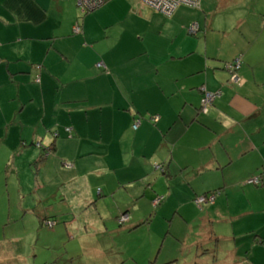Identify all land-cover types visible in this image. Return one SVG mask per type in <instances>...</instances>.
Segmentation results:
<instances>
[{
    "label": "crops",
    "instance_id": "crops-1",
    "mask_svg": "<svg viewBox=\"0 0 264 264\" xmlns=\"http://www.w3.org/2000/svg\"><path fill=\"white\" fill-rule=\"evenodd\" d=\"M76 1L0 0L1 167L13 175L17 172L14 159L5 153L17 156L22 148V155L32 150L26 161L35 167L37 187L52 181L60 157L58 172L66 175L69 197H76L77 190L86 197L85 202L65 205L72 213L98 216L100 199L118 193L121 200L112 205L115 216L127 213L129 218L125 226L113 230L119 234L141 222L134 218L141 197L149 199L143 204L145 210L166 198L164 208L172 223L166 237L174 256L182 244L172 240L184 244L191 232L198 240L194 252L202 263L264 264V97H254L251 88L237 92L221 70L223 61L238 54L242 55L240 75L245 78L251 79L255 68L264 69V40L262 48H252L260 45L264 19L257 40L236 37L242 48L222 57L219 51L208 52L214 33L211 24L201 36L202 18L194 15L201 7L180 6L166 18L140 5L131 15L143 24L147 17L154 31L140 26L125 45L104 49L96 25L85 13L79 15ZM193 23L198 27L195 34L187 29ZM75 26L78 33L73 31ZM151 36L163 39L152 41ZM123 70H130L126 71L129 78L123 77ZM200 86L222 94L205 114L199 110ZM154 115L159 118L155 124L146 119L132 127L138 116ZM41 155H45L43 163L36 165ZM49 156L56 160L51 171L47 170ZM151 160L161 163L168 186L150 184ZM256 176L258 184L246 183ZM205 178L217 179L218 185L208 187ZM216 190L233 211L232 197L243 199L241 207L247 210L231 219L228 236L210 230L212 220L206 211L218 207L217 199L200 209L193 203L195 197ZM32 193L37 195L20 209L26 208L25 216L31 214L29 220L41 230L42 218L56 221L58 216L48 204L53 196H39L36 189ZM158 197L164 198L154 205ZM241 219V226L231 227ZM203 222L208 224L207 237H201ZM82 223L87 229L93 224L89 217L75 221V214H70L65 224L72 228L66 234L77 239L73 229ZM10 243L0 249V264L24 260L21 240ZM162 245L155 261L161 257ZM170 259L164 264L177 260Z\"/></svg>",
    "mask_w": 264,
    "mask_h": 264
},
{
    "label": "rangeland",
    "instance_id": "rangeland-1",
    "mask_svg": "<svg viewBox=\"0 0 264 264\" xmlns=\"http://www.w3.org/2000/svg\"><path fill=\"white\" fill-rule=\"evenodd\" d=\"M140 5L143 4L137 0H110L103 6L86 13L88 21H91L96 25L98 35L102 36L103 39L100 42V45H104V49H108L111 46L120 47L125 45V39L130 38L132 32L137 30L140 26L144 29L151 28L154 31L155 25L153 22L147 23V17L146 20L143 21L145 24H143L135 19L136 17L134 14L131 15V11H134L136 7H139ZM199 6L201 9L194 11L196 13L194 15L201 16L202 18V22L200 23L202 28L201 36L206 31L205 28H208L209 24L212 25L211 28L214 32L210 35L208 40V52L210 54L219 51L217 54H221L222 57H225L232 53L235 48H242V44L238 42L236 37L244 36L246 38L245 40L249 41L252 36L253 39L256 37L257 40V36L260 32L259 23L260 20L264 19L262 17L264 16V0H201L197 7L198 9ZM143 7L154 11L148 6L144 5ZM187 11L190 13V10ZM78 13H80V11ZM79 15L82 16L81 13ZM204 22L206 24H203ZM229 22L231 25H227ZM247 22H251L252 26H245ZM199 32L196 34L197 36H199ZM263 38L264 34L258 40L260 45L255 46L253 44L252 48H262ZM151 39L152 41H155L158 39L162 40L163 38L151 36ZM221 70L226 73L228 83H231L233 80H231V77H229L225 69L222 68ZM123 71L125 72L123 77L126 79L129 78L126 71L130 70ZM230 73V76H235L234 70ZM250 75L251 79H248L239 74V76L242 77L239 79L236 87L238 90L236 91L238 92L240 89L242 92L246 93L245 91L248 90V88H251V94H253L254 97L259 95L262 99V97H264V69L255 68L253 72L250 71ZM119 84H122L121 80H119ZM221 97L222 94L214 101V105L217 104ZM209 108L210 106H208V109ZM141 116L138 117L143 120L148 118V116L146 118ZM50 137L53 138L52 134ZM58 140L63 141L60 138ZM30 147H35V145H30L29 148ZM23 150L24 148L20 149V153H18L17 156H13L11 151L5 153L7 157L14 159L12 167H15L17 172L13 175L11 171L5 172V169L1 167L0 162V249L1 247L6 249V245L10 242L11 245H14L18 239L21 240L24 260L19 264H164L169 258H172L170 260H177L170 263L167 262L166 264L207 263V261H204V263L200 262L199 260L203 259L197 257V254L194 252L197 248L196 244L198 240L191 232L188 234L184 244L182 241L173 239L172 241L176 244L180 243L182 246H177L179 248L176 247L178 251H176L175 256L171 252V250H173L169 245L171 241L166 236L168 228L172 223L170 219L171 215L167 211L168 208H164L166 198L162 197L164 198V202L160 205L145 210L143 204L147 203L149 199L148 197H141L138 201L142 200L143 203L135 205L134 210L136 212L134 213V218L135 221L150 220L149 224L146 225L147 223H145V227L140 226L130 232L118 234L113 231L120 229V226L117 224V218L114 211L115 208L112 206L113 203L120 202L121 200L118 193L114 195L113 198L103 197L104 199L106 198L104 201L100 199L101 203H99V205L101 206H99V210L101 213L98 216L95 213H72L65 205H76L77 200L85 202L86 197L85 195H81L79 190L76 192V197L74 195L73 198L69 197L72 191L68 192L67 190V182L64 181L66 175L58 172V168L62 169V159L59 157L57 160L58 164L56 166V171L53 174L54 177L52 181L47 180L42 184L38 183V186L36 187V176L34 174L35 167L32 166V169L26 161L28 153L32 150H29L25 155H22ZM2 152L3 151L0 150V153ZM152 160H155V158ZM152 160L150 161V172L152 175L148 178L150 184L165 182V185L168 186L167 178L164 175H161L163 169L161 163H155ZM55 164V157L49 156L47 170H53ZM28 170L30 174H26ZM6 174L11 177L7 178L3 176ZM145 174H147V172H145ZM160 177L162 178L161 180L159 179ZM51 178L52 176L49 177V180ZM138 180L136 182H138ZM204 181H206L208 187H213L215 184L218 185V181L215 178H205ZM251 184L256 185L254 182H251ZM35 189L38 191L39 196L41 194L53 196L48 203L52 206L53 214L58 216L53 227H47L45 225L41 226V230L39 227L36 228V224L33 225L31 220H29L32 215L28 214L25 216L26 208H23L22 210L20 209V207L28 204L33 195H37L36 193H32ZM96 191L97 189L94 190L95 199H97ZM29 192L32 194L28 195ZM218 192H215V199H217L218 207L220 208L215 207L208 209L206 213L212 220V222H210V230L217 235L220 234L219 236H228L231 233V231L228 230V224L231 219L247 212V210L246 208L241 207L244 202L243 199L232 197L231 202L235 210L233 211L231 204L228 203L225 196L222 195L219 197L220 193ZM158 196L160 197V195ZM103 202L105 203L104 206L102 205L104 204ZM171 206L173 205L171 204ZM170 209L173 213L174 209H172V207ZM70 214H75V221L78 220V218L84 219L89 217L90 221L93 222L92 227L89 229H87L86 225H83V223L73 229V233H75V235L78 234L77 239H72L74 235L66 234V232H69L67 228H72L68 226V224H65V221L68 220ZM96 216L99 218L98 220ZM70 219L72 220V217ZM126 221L127 220L124 222ZM243 221V219L239 221L234 220V222L231 223V227H239L243 224ZM177 225L178 224H175V228ZM199 228L202 229L201 237L203 235L206 236L209 231L208 224L203 222ZM164 238L166 241H164ZM160 245H162L160 253L161 257L155 261ZM165 251H168L167 255L164 254Z\"/></svg>",
    "mask_w": 264,
    "mask_h": 264
},
{
    "label": "built area",
    "instance_id": "built-area-1",
    "mask_svg": "<svg viewBox=\"0 0 264 264\" xmlns=\"http://www.w3.org/2000/svg\"><path fill=\"white\" fill-rule=\"evenodd\" d=\"M107 1H109V0H77L76 6L81 13H85L88 11L95 10L96 8L100 7L101 5H103ZM137 1H139L141 4H143L142 6L145 5V6L151 7L156 12L165 14L167 16L171 15V13H173V11L179 5H187V6H193V7H198V5H199V0H137ZM197 29H198L197 25L195 24V26H194V24H193L189 27L188 31L190 33H195L197 31ZM73 31L75 33H78L79 27H77V26L73 27ZM239 66H240V61L238 59L234 66L230 65L228 67L229 72H232L233 70L235 72L234 73L235 76H233V77L230 76L231 80H233L231 83L239 82L240 78L237 74V70L239 69ZM230 75H231V73H230ZM202 91H203V99H202L201 105H202L203 111H206L208 109V106H210V104L213 102L215 96L218 94L208 92L205 89H202ZM251 182L258 184L259 179L257 177H254V178H251V180L247 181V183H251ZM155 203H157V201H155ZM196 203L202 204V203H205V200L203 198H199L196 200ZM125 220H127V216L122 215L118 219V222L122 223Z\"/></svg>",
    "mask_w": 264,
    "mask_h": 264
},
{
    "label": "trees",
    "instance_id": "trees-1",
    "mask_svg": "<svg viewBox=\"0 0 264 264\" xmlns=\"http://www.w3.org/2000/svg\"><path fill=\"white\" fill-rule=\"evenodd\" d=\"M110 1V0H109ZM200 1L201 0H199V4H200ZM108 2V1H107ZM107 2H105V3H107ZM104 3V4H105ZM103 4V5H104ZM103 5H101V6H103ZM100 6V7H101ZM180 6H187V5H179L178 7H180ZM177 7V8H178ZM187 7H191V8H194V9H198L197 7H193V6H187ZM151 8V7H150ZM176 8V9H177ZM199 8H200V6H199ZM152 9V8H151ZM175 9V10H176ZM154 10V9H153ZM174 10V11H175ZM93 11V10H92ZM155 11V10H154ZM174 11H173V13H174ZM88 12H91V11H88ZM156 12V11H155ZM87 12H85V14H86ZM159 13V12H158ZM173 13H171V15L173 14ZM160 14H162V13H160ZM162 15H164V16H166V17H170L171 15H169V16H167V15H165V14H162ZM194 24V23H193ZM193 24H191V25H193ZM191 25H189L188 26V28L187 29H189V27L191 26ZM197 31H198V29H197ZM239 59V61H240V68L237 70V74H238V76H239V74H240V69H241V63H242V55L241 54H238V55H236L234 58H232L231 60H229V61H223V69H225V71L228 73V75H229V77H230V72H229V70H228V67L230 66V65H232V66H234L235 64H236V61ZM239 78H241L240 76H239ZM229 85H231V86H233V87H237V85H238V82L237 83H228ZM200 89H201V98H200V108H199V110H200V112L201 113H203V114H205V113H207L208 112V109L206 110V111H203V109H202V105H201V102H202V99H203V91H202V89H205L206 91H208L204 86H200L199 87ZM208 92H210V91H208ZM211 93H217L218 95H216L215 96V98H214V100H213V102L210 104V108H211V106L214 104V101L217 99V97L220 95V91L219 90H217V91H214V92H211ZM148 119V121L150 122V123H152V124H155L157 121H158V117L157 116H150V117H148L147 118ZM142 118H137V119H135L134 120V123H133V128L134 129H136L137 127H138V125L142 122ZM64 130L68 133V134H70V130L68 129V127L66 128H64ZM55 136H56V134H54ZM44 158H45V155H41V158H39V159H37V163H35L36 165L37 164H42L43 162V160H44ZM257 177V176H256ZM258 179H259V177H257ZM249 180V179H248ZM247 180V181H248ZM247 181H246V183H247ZM247 184H251V183H247ZM216 193L218 192V190H216L215 191ZM215 192L213 191V192H211L210 194L208 193V194H204V195H201V196H197V197H195L194 199H193V203H194V205L197 207V208H201L202 207V205L203 204H207V203H209V204H212L213 203V200H214V198H215ZM199 198H203L204 200H205V203H202V204H197L196 203V200L197 199H199ZM212 199V200H211ZM155 201H157V203H155ZM160 201H162V198H159L158 197V199H155V200H153V203H154V205H158L159 203H160ZM122 215H126L127 216V221H128V214L127 213H122V214H119L118 215V217H116L117 219V224L119 225V226H123L125 223H127V221L126 222H124V223H119L118 222V219L122 216ZM149 222H150V220H146V221H141L139 224H137L136 226H134V227H132L131 229H129L128 231H126V232H130L131 230H133V229H136V228H138V227H140V226H144L145 227V223H147L146 225H148L149 224ZM40 223H41V225L42 226H47V227H53L54 225H55V221L54 220H52V219H45V218H42L41 219V221H40Z\"/></svg>",
    "mask_w": 264,
    "mask_h": 264
}]
</instances>
